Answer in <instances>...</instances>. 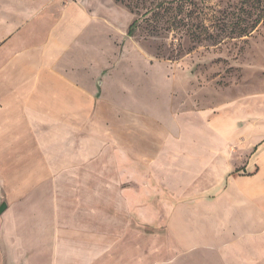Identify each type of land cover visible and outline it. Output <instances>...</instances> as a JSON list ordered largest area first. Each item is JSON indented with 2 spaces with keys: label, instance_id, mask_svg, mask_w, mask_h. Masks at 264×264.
Masks as SVG:
<instances>
[{
  "label": "crops",
  "instance_id": "0c3cea01",
  "mask_svg": "<svg viewBox=\"0 0 264 264\" xmlns=\"http://www.w3.org/2000/svg\"><path fill=\"white\" fill-rule=\"evenodd\" d=\"M2 7L0 264H264V121L248 104L191 119L184 91L148 110L97 97L81 4L55 20ZM115 173L134 187L110 198Z\"/></svg>",
  "mask_w": 264,
  "mask_h": 264
},
{
  "label": "rangeland",
  "instance_id": "374dc122",
  "mask_svg": "<svg viewBox=\"0 0 264 264\" xmlns=\"http://www.w3.org/2000/svg\"><path fill=\"white\" fill-rule=\"evenodd\" d=\"M72 3L93 16L97 97L106 86L107 99L141 97V110H148L152 97L174 89L176 100L184 91V104L175 108L190 110L191 119L199 110L244 102L252 120L264 121V0H0L20 15L45 11L54 20ZM122 177L104 180L110 198L133 190L131 176ZM93 180L87 197L101 198L100 175Z\"/></svg>",
  "mask_w": 264,
  "mask_h": 264
},
{
  "label": "water",
  "instance_id": "95a60500",
  "mask_svg": "<svg viewBox=\"0 0 264 264\" xmlns=\"http://www.w3.org/2000/svg\"><path fill=\"white\" fill-rule=\"evenodd\" d=\"M5 209V204H1L0 205V214L4 211Z\"/></svg>",
  "mask_w": 264,
  "mask_h": 264
},
{
  "label": "trees",
  "instance_id": "16d2710c",
  "mask_svg": "<svg viewBox=\"0 0 264 264\" xmlns=\"http://www.w3.org/2000/svg\"><path fill=\"white\" fill-rule=\"evenodd\" d=\"M158 6H163L164 2H160L159 4H157Z\"/></svg>",
  "mask_w": 264,
  "mask_h": 264
}]
</instances>
